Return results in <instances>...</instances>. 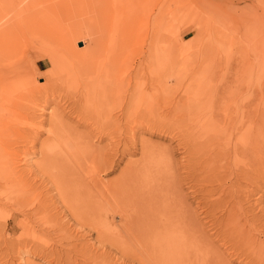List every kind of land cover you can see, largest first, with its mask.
I'll return each mask as SVG.
<instances>
[{"label":"rangeland","instance_id":"374dc122","mask_svg":"<svg viewBox=\"0 0 264 264\" xmlns=\"http://www.w3.org/2000/svg\"><path fill=\"white\" fill-rule=\"evenodd\" d=\"M57 174L132 218L167 187L216 263L264 264V0H0V264H138Z\"/></svg>","mask_w":264,"mask_h":264},{"label":"bare ground","instance_id":"6f19581e","mask_svg":"<svg viewBox=\"0 0 264 264\" xmlns=\"http://www.w3.org/2000/svg\"><path fill=\"white\" fill-rule=\"evenodd\" d=\"M57 148L49 147L45 152L50 173V168H53L51 164L60 160ZM84 149L87 151L90 147L85 146ZM57 175L55 177L60 182V190L70 196L71 207L78 221H86L89 228L92 226L101 234H115L118 244H127L130 240L133 244L131 252L135 255L133 260L138 261V264H219L216 263V255L213 256L201 235H197L199 233L196 224L189 219L187 210L184 211L183 201L176 200L175 197L170 200L173 190L169 194L167 187L149 184L147 180L145 185L136 186L137 206H140L141 212L135 211L132 218L128 213L131 209H108L104 200L95 199V195L86 186L77 187L67 177ZM123 194L126 195V192ZM103 214L106 215L104 220L101 218ZM113 215H117L123 223L115 227L109 226V217Z\"/></svg>","mask_w":264,"mask_h":264}]
</instances>
